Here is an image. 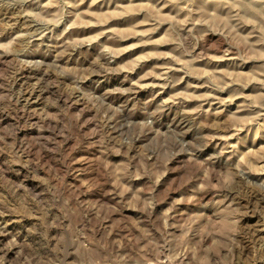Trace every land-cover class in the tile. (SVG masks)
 Returning a JSON list of instances; mask_svg holds the SVG:
<instances>
[{
    "label": "rangeland",
    "instance_id": "374dc122",
    "mask_svg": "<svg viewBox=\"0 0 264 264\" xmlns=\"http://www.w3.org/2000/svg\"><path fill=\"white\" fill-rule=\"evenodd\" d=\"M0 264H264V0H0Z\"/></svg>",
    "mask_w": 264,
    "mask_h": 264
}]
</instances>
